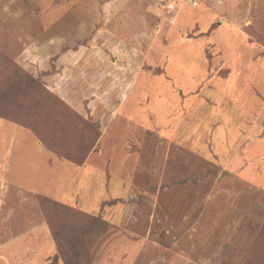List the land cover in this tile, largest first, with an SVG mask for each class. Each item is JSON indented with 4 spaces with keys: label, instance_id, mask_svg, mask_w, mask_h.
Segmentation results:
<instances>
[{
    "label": "rangeland",
    "instance_id": "374dc122",
    "mask_svg": "<svg viewBox=\"0 0 264 264\" xmlns=\"http://www.w3.org/2000/svg\"><path fill=\"white\" fill-rule=\"evenodd\" d=\"M189 45L214 80L236 69L239 85L258 100L241 114L264 118V0H0V117L31 129L73 168L65 201L6 185L0 254L9 261L0 264H19L16 251L26 242L11 240L34 222L48 226L56 250L41 246L37 260L23 264H264L263 186L224 165L227 150L211 158L209 127L191 126L209 122V104L217 103L209 73L190 92L167 70L169 48L176 64V47ZM142 70L182 92L173 141L127 122L114 130L118 138L108 131ZM231 99L222 103L226 111ZM102 127L108 134L99 146ZM12 134L0 130V157ZM96 159L107 174L126 173L134 189L90 213L79 205L104 192L95 189L102 185ZM103 182L108 195L111 180Z\"/></svg>",
    "mask_w": 264,
    "mask_h": 264
},
{
    "label": "crops",
    "instance_id": "0c3cea01",
    "mask_svg": "<svg viewBox=\"0 0 264 264\" xmlns=\"http://www.w3.org/2000/svg\"><path fill=\"white\" fill-rule=\"evenodd\" d=\"M180 47H176L175 50L179 57V61L176 64H172L170 48L168 50L170 61L168 62L167 70L171 73L170 75H172L174 82H177L182 91H190L195 89L209 73V97L216 98L217 101L213 105L209 104V122H195L191 126H194L195 129L199 127L206 129L209 127L211 158L222 159L219 150H227L228 153L226 155L229 158L224 161V165L227 167L234 165L237 173L244 180L257 183L264 188V118L260 114L252 122H248L243 115L247 110L255 108L258 101L257 97L251 90H246L239 85V75L236 69L233 70L228 78L214 80L210 66L208 72L205 61L197 60L196 53L198 48L194 45H189L183 50ZM227 54H231V52L228 51ZM204 80L207 79L205 78ZM210 85L216 86L212 87ZM247 91L249 92L248 94L245 93ZM180 93L182 92L177 93L174 83L171 80L169 81L168 78L160 75L152 76L144 70L140 71L135 81L131 83L123 94L121 107L114 111L110 120L111 130L108 131L114 132V136L118 138L120 132L119 130V133L114 130L119 127L120 123L127 122L128 124L137 125L139 130L145 133L149 131L157 132L161 139L175 140L173 138H177L176 136L181 131L182 125V120L178 118L179 116H174L175 108L178 107V102L180 101L177 95L180 97ZM226 99H231L233 102L232 110L226 111L223 109L222 103ZM242 110L243 112H241ZM9 127L13 132L11 145L0 157L1 211H3L2 208L5 206L3 196L5 195L6 185L14 192L41 194L65 201L67 192L69 193L72 190L68 185L69 176L73 170L69 161L59 157L54 159L51 151L46 148L31 129L0 117V130ZM105 130L104 127L101 128L102 133L98 140L99 146L104 145L107 140L108 132ZM236 145L238 152L233 154L231 148ZM102 149L104 150V147ZM91 165L87 166L91 168ZM94 166L96 168L94 170L96 173L98 172L102 181V185L95 187V189L104 192L99 191L100 194H97V199L94 203L79 205L81 209L86 212L96 213L102 210L103 205L107 201L117 199L116 196L119 193L124 196L132 194L134 189L132 188V183H130L132 180L122 170L111 168L109 174H107L103 170L99 159L95 160ZM11 172H14L15 176H11ZM105 177L106 180H111V185L114 188V192L111 191L108 195L105 193L107 184L103 182ZM76 195L79 196L78 194ZM2 213L0 214V219L2 218ZM30 228L32 229H30L27 236L11 240L15 244L26 242L24 243L25 248L16 251L19 256H15V258L18 259L19 264H23L22 262L27 259L29 261L37 260V252L41 246L45 248L46 245H49L51 251L56 250L50 229L46 224L41 223L39 226L34 222L32 225L30 224ZM9 243L10 241L5 242L4 246ZM42 256L41 259H45V254ZM0 259L9 261L5 254H0Z\"/></svg>",
    "mask_w": 264,
    "mask_h": 264
},
{
    "label": "built area",
    "instance_id": "2783aa9c",
    "mask_svg": "<svg viewBox=\"0 0 264 264\" xmlns=\"http://www.w3.org/2000/svg\"><path fill=\"white\" fill-rule=\"evenodd\" d=\"M167 7H168L169 9H173V8H174V3H172V2H171V3H168V4H167Z\"/></svg>",
    "mask_w": 264,
    "mask_h": 264
}]
</instances>
